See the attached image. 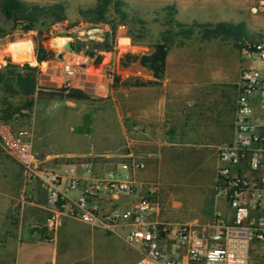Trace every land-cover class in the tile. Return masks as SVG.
<instances>
[{
  "label": "built area",
  "instance_id": "1",
  "mask_svg": "<svg viewBox=\"0 0 264 264\" xmlns=\"http://www.w3.org/2000/svg\"><path fill=\"white\" fill-rule=\"evenodd\" d=\"M256 9V8H255ZM93 31H100L99 25ZM109 29L108 25H105ZM71 30V29H70ZM115 43L88 55L84 51H58L37 65L39 87L44 90L79 88L95 97L107 99L120 63V55L133 46L127 25L116 30ZM93 39L104 40L93 34ZM123 39L129 41L123 42ZM240 49L245 57H258L264 64V37L243 39ZM104 53L97 73V54ZM118 53V54H117ZM61 55V56H60ZM264 66V65H263ZM0 146L21 165L26 184L39 182L46 193V218L32 222L34 230L44 231L53 241L65 217H71L107 232L124 235L130 245H138L143 256L136 264H264V67H246L241 71L234 121V136L219 148L216 189L225 198L232 215L219 218L214 225L196 228L189 222L160 220L158 187L150 186L138 196L134 207L101 212L100 199H117L135 194L138 186L133 171L145 164L131 158L104 177L82 178L72 168L56 171L43 164L28 129H13L0 124ZM80 190L78 195L74 192ZM30 203L27 192L19 200V209Z\"/></svg>",
  "mask_w": 264,
  "mask_h": 264
},
{
  "label": "rangeland",
  "instance_id": "2",
  "mask_svg": "<svg viewBox=\"0 0 264 264\" xmlns=\"http://www.w3.org/2000/svg\"><path fill=\"white\" fill-rule=\"evenodd\" d=\"M43 5L61 4L67 20L54 24L46 23L40 29L25 32L15 28L11 20L0 14V68L8 61L23 65H37V55L47 52L48 58L55 57L58 51L71 54L67 43L71 42L74 51H84L88 55L102 50L105 44L115 43L116 30L120 24L127 25V33L133 39V46L120 55V63L115 74L114 85L127 87L136 84L138 79L127 78L124 74L141 68L139 61L129 60L128 55H143L153 47L170 38L171 46L199 44L204 40L221 41L233 38H203L204 27L199 23L220 21L242 24L252 38L264 37V0H26ZM104 8V16L93 20L94 10ZM256 8V9H255ZM99 25L100 31H93ZM109 26V29L105 27ZM71 29V30H70ZM188 30L192 34L185 35ZM68 34H70L68 36ZM93 34L104 40L93 39ZM219 38V39H218ZM129 41L123 39V42ZM33 42L36 62H17L14 58L16 46ZM118 54V53H117ZM250 66L259 67L258 57L250 60ZM126 63V64H125ZM103 62L101 63V65ZM94 67L91 72L97 73ZM148 69V68H147ZM126 71V72H125ZM137 85V84H136ZM82 101L37 99L33 108L10 124L13 129H28L32 132L33 143L43 164L60 170L67 162L78 164L81 161L100 162L105 168L116 169L131 149L127 139L128 119L126 105L95 97ZM1 123H6L0 120ZM46 158V159H45ZM169 166L162 174H156L153 181L160 187L161 210L173 222H189L196 228L214 225L219 218L229 219L231 211L227 201L217 189V163L214 158L196 159L195 153L167 160ZM0 168L8 165L19 170L20 164L0 146ZM6 164V165H5ZM121 170V169H120ZM153 178V176H152ZM43 221V220H41ZM37 221V222H41ZM36 222V221H35ZM32 224V223H31ZM208 227V226H207ZM110 233V232H109ZM9 242V241H8ZM23 251L19 252L22 264L28 256L25 249L34 250L35 243L24 239ZM128 244V243H127ZM10 243L0 237V264L5 263L12 249ZM53 248V243L48 242ZM131 245L128 244V247ZM15 251L17 246L13 248ZM102 256L103 262L129 264V259L138 260L137 252L123 249L120 254ZM114 251L115 250H111ZM107 260V261H106ZM135 261V262H136ZM80 264H88L81 262Z\"/></svg>",
  "mask_w": 264,
  "mask_h": 264
},
{
  "label": "crops",
  "instance_id": "3",
  "mask_svg": "<svg viewBox=\"0 0 264 264\" xmlns=\"http://www.w3.org/2000/svg\"><path fill=\"white\" fill-rule=\"evenodd\" d=\"M215 40L172 45L165 74L158 83L127 87L112 85L111 99L127 106L129 121L126 134L131 149L125 154V161L137 159L145 164V168L133 171L137 193L124 194L117 199H100L96 202L99 211L132 208L138 196L154 185L158 187L160 196V187L153 179L169 166L167 160L194 152L196 159L214 158L216 167L219 166L218 150L230 143L234 136L241 71L252 67V59L245 57L233 40ZM263 65L260 63L259 67ZM124 77L143 82L157 81L153 72L144 66L127 72ZM0 163L4 165V162ZM67 163L56 171L73 167L79 176L88 179H98L110 171L120 170L122 164L111 170L100 162L88 160L78 164ZM25 192L30 203L20 210L19 200ZM79 193L77 190L74 195ZM46 215V193L40 183L26 184L21 165L19 170L8 165L0 168V237L6 246L12 244L9 249L13 253L2 264H22L18 250L21 254L26 237L35 243L34 250L24 251L28 256L24 261L28 264H111L103 262L102 258L108 248L112 255L127 249V254L132 250L143 256L140 246L128 247L124 235L109 233L71 217L62 220L54 240L48 241L44 231L31 227L32 222L44 220ZM157 218L171 221L162 213ZM48 242L53 243V248L48 246ZM16 246L15 251L13 248ZM113 249L115 252L111 251ZM138 260L129 259L128 263L136 264Z\"/></svg>",
  "mask_w": 264,
  "mask_h": 264
},
{
  "label": "trees",
  "instance_id": "4",
  "mask_svg": "<svg viewBox=\"0 0 264 264\" xmlns=\"http://www.w3.org/2000/svg\"><path fill=\"white\" fill-rule=\"evenodd\" d=\"M91 13L95 14L93 20H100L104 16V8L99 7ZM0 14L11 20L14 27H20L25 32L32 29H40L46 23L54 24L67 20V14L61 4L43 5L26 0H0ZM197 26L204 27L203 38L211 39L217 37L233 38L237 45L241 46L243 39L251 38L242 24L221 21L218 23H199ZM41 26V27H40ZM40 31H42L40 29ZM188 30L185 35L192 34ZM5 34L2 32L0 37ZM70 34H68L69 36ZM109 48V44H105ZM171 48L170 38L164 37L163 41L157 43L149 53L139 55H128L129 60L139 61L142 66L153 72L157 81H137V85L158 83L162 79L167 63V56ZM47 52L42 51L37 55L38 62L46 60ZM126 64V63H125ZM40 68L38 65L25 63L23 65L12 62L0 68V120L12 123L30 111L37 99L46 100H72L82 101L92 98L87 92L72 87L44 90L39 87Z\"/></svg>",
  "mask_w": 264,
  "mask_h": 264
},
{
  "label": "bare ground",
  "instance_id": "5",
  "mask_svg": "<svg viewBox=\"0 0 264 264\" xmlns=\"http://www.w3.org/2000/svg\"><path fill=\"white\" fill-rule=\"evenodd\" d=\"M32 43L14 44L16 46L14 58L17 62L29 61L33 64L36 62L34 45Z\"/></svg>",
  "mask_w": 264,
  "mask_h": 264
},
{
  "label": "water",
  "instance_id": "6",
  "mask_svg": "<svg viewBox=\"0 0 264 264\" xmlns=\"http://www.w3.org/2000/svg\"><path fill=\"white\" fill-rule=\"evenodd\" d=\"M67 47H69L70 49H73V46H72L71 42H68V43H67ZM60 56H61V55H60ZM104 57H105V54H104V53L97 54L96 60H95V62H94V65H95L96 67H99V66L101 65V63H102Z\"/></svg>",
  "mask_w": 264,
  "mask_h": 264
}]
</instances>
